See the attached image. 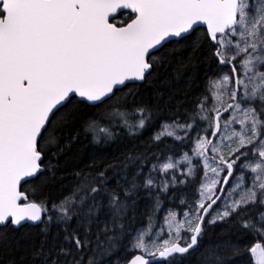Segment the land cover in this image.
Returning <instances> with one entry per match:
<instances>
[{"label":"snow or ice","instance_id":"6c2138e0","mask_svg":"<svg viewBox=\"0 0 264 264\" xmlns=\"http://www.w3.org/2000/svg\"><path fill=\"white\" fill-rule=\"evenodd\" d=\"M0 264H264V0H0Z\"/></svg>","mask_w":264,"mask_h":264}]
</instances>
